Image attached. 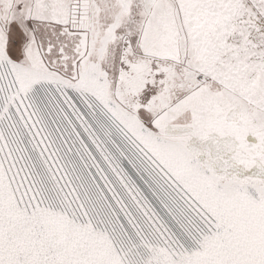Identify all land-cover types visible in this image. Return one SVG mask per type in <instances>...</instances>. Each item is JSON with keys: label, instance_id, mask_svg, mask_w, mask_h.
I'll return each instance as SVG.
<instances>
[{"label": "snow or ice", "instance_id": "1", "mask_svg": "<svg viewBox=\"0 0 264 264\" xmlns=\"http://www.w3.org/2000/svg\"><path fill=\"white\" fill-rule=\"evenodd\" d=\"M0 264H264V0H0Z\"/></svg>", "mask_w": 264, "mask_h": 264}]
</instances>
